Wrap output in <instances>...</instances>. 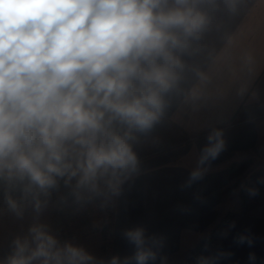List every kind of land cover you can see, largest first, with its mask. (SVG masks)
I'll list each match as a JSON object with an SVG mask.
<instances>
[{
    "label": "clouds",
    "instance_id": "obj_1",
    "mask_svg": "<svg viewBox=\"0 0 264 264\" xmlns=\"http://www.w3.org/2000/svg\"><path fill=\"white\" fill-rule=\"evenodd\" d=\"M224 2L234 10L237 0ZM215 3L0 0V182L20 191L19 199L6 194L11 211L22 217V205L31 203L40 212L61 182L77 199L81 190L98 194L101 184L119 193L138 169L137 134L149 133L164 114L186 67L182 57L209 26L206 8ZM222 135L209 133L199 165L218 157ZM124 236L134 255L108 264H154L149 240L161 242L139 227ZM13 244L0 264H97L83 248L61 245L43 224Z\"/></svg>",
    "mask_w": 264,
    "mask_h": 264
},
{
    "label": "crops",
    "instance_id": "obj_2",
    "mask_svg": "<svg viewBox=\"0 0 264 264\" xmlns=\"http://www.w3.org/2000/svg\"><path fill=\"white\" fill-rule=\"evenodd\" d=\"M206 11L211 22L182 57L186 67L180 85L166 97L162 115L188 140L138 159L137 171L120 185L114 194L108 260L100 232L64 237L44 209L34 215L33 225H45L61 245L83 248L97 264H108L113 256H133L135 247L124 233L138 227L162 243L149 240L157 253L154 264H177L206 238L213 241L206 256L210 264H264L262 210L250 204L243 211L240 188L230 189L229 180L232 163L251 161L255 167L264 162V0H237L234 10L216 0ZM198 72L207 79L201 80ZM214 130L222 132L225 147L215 160L199 165ZM198 167L203 174L192 180ZM226 215H233V222L219 231Z\"/></svg>",
    "mask_w": 264,
    "mask_h": 264
},
{
    "label": "built area",
    "instance_id": "obj_3",
    "mask_svg": "<svg viewBox=\"0 0 264 264\" xmlns=\"http://www.w3.org/2000/svg\"><path fill=\"white\" fill-rule=\"evenodd\" d=\"M255 189L257 194L251 195ZM243 211H248L250 204L262 210L264 216V162L248 169L244 174L241 186ZM6 194L19 199V188H11L7 183L0 182V214L10 212L6 203ZM44 199V197H41ZM47 202L54 206L55 225L64 237H74L77 231L83 234L100 232L103 238V256L108 260L113 240L114 194L105 184H101L99 193L86 190L80 191L77 199L71 187H65L61 182L58 190H53ZM31 203L22 205V208ZM233 222V215H226L220 221L219 231L227 228ZM213 246L211 238L203 239L197 248L187 252L177 264H198L200 257H206Z\"/></svg>",
    "mask_w": 264,
    "mask_h": 264
},
{
    "label": "trees",
    "instance_id": "obj_4",
    "mask_svg": "<svg viewBox=\"0 0 264 264\" xmlns=\"http://www.w3.org/2000/svg\"><path fill=\"white\" fill-rule=\"evenodd\" d=\"M187 140L188 136L182 130L162 116L149 133L137 134L133 150L136 152L137 158L141 159L175 148L187 142ZM250 165L251 161L232 163L229 167V180L232 182L237 179ZM236 185V182L231 183L230 189L235 188Z\"/></svg>",
    "mask_w": 264,
    "mask_h": 264
},
{
    "label": "rangeland",
    "instance_id": "obj_5",
    "mask_svg": "<svg viewBox=\"0 0 264 264\" xmlns=\"http://www.w3.org/2000/svg\"><path fill=\"white\" fill-rule=\"evenodd\" d=\"M250 168H253V166L250 165V167L246 168L237 179L231 182H236L237 185L235 188H240L242 178ZM42 209H44L52 217L54 216V206L52 204L47 202V204L43 206ZM25 213H28V215H25ZM35 213L36 210L31 204L29 206L23 207L22 217H18L13 211L0 214V261H5L7 257L11 255L14 248L13 242L16 238L19 237L23 239L29 235V229L36 222L34 217ZM53 222L55 224L54 217ZM81 235H84L83 232L77 231L74 237H79Z\"/></svg>",
    "mask_w": 264,
    "mask_h": 264
}]
</instances>
